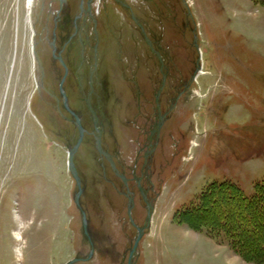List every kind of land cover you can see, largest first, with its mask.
<instances>
[{"label":"rangeland","instance_id":"1","mask_svg":"<svg viewBox=\"0 0 264 264\" xmlns=\"http://www.w3.org/2000/svg\"><path fill=\"white\" fill-rule=\"evenodd\" d=\"M32 1L29 6V0H0V264H67L88 257L91 241L93 257L75 264H128L137 226L147 217L145 196L135 197L133 224L128 199L103 180L93 149L82 145L75 162L90 179L84 196L91 208L90 214L84 207L90 241L74 200L68 150L46 136L31 114V21L41 0ZM142 5L145 21L167 32L162 43L174 42L177 56L197 60L201 72L184 109L170 121L165 146L172 159L154 179L152 223L135 264H264L257 246L244 240L262 239L264 228L240 217L257 232L252 236L242 229L236 242L226 224L232 216L236 220L230 210L240 208L235 200L216 191L201 210L183 212L213 182L231 181L251 196L264 180V0H143ZM187 14L188 30L195 31L190 50L183 49L187 44L178 34ZM125 32L134 62L135 34L128 26ZM103 242L110 253L101 250Z\"/></svg>","mask_w":264,"mask_h":264},{"label":"flooded vegetation","instance_id":"2","mask_svg":"<svg viewBox=\"0 0 264 264\" xmlns=\"http://www.w3.org/2000/svg\"><path fill=\"white\" fill-rule=\"evenodd\" d=\"M142 4L143 0H41L31 21L30 104L46 136L69 150L82 134L80 147L93 149L105 182L128 201L145 195L154 204V179L172 159L165 146L170 121L190 98L201 63L177 56L174 42L164 45L167 32L145 21ZM182 24L185 30L178 34L187 44L183 49L190 50L189 35L195 31L188 30V14ZM127 26L136 38L134 62L126 49ZM78 171L86 183L85 207L90 179ZM104 244L101 250L110 253Z\"/></svg>","mask_w":264,"mask_h":264},{"label":"trees","instance_id":"3","mask_svg":"<svg viewBox=\"0 0 264 264\" xmlns=\"http://www.w3.org/2000/svg\"><path fill=\"white\" fill-rule=\"evenodd\" d=\"M216 191H219L223 195H226L227 199L230 198L231 201L235 200L234 206H240V208L237 210L235 209V207H231L230 210L234 211V213L232 212L231 215H236V220L233 219L232 216V219L226 223L231 229H233L231 235H235L237 237L235 239L236 242L240 241L238 236L242 234V229L243 232L244 230L246 232L248 231V234L252 236L257 232L254 226L252 228L250 226L247 227V225L240 221V217H242V219L246 221V224L247 220L252 222L253 219H255L257 221L256 223H258L260 227L264 228V180L260 181L257 184L256 190L251 196L247 195L242 187L231 181L213 182L210 184L209 188L200 196V199L197 203L183 210L184 214H192L201 210L204 199L209 198ZM236 227L238 230L236 229ZM252 239L253 237L251 239L244 240L246 243H249L251 247H253L254 245L257 246V250L258 252H260V255L261 253L262 255H264V241L262 240L264 239V237H262V239L257 238L256 241H252Z\"/></svg>","mask_w":264,"mask_h":264},{"label":"water","instance_id":"4","mask_svg":"<svg viewBox=\"0 0 264 264\" xmlns=\"http://www.w3.org/2000/svg\"><path fill=\"white\" fill-rule=\"evenodd\" d=\"M200 72H201V69H200ZM198 74L196 76H198ZM196 76H195V78H196ZM82 136L83 135L81 134L80 139L73 146L69 147V150H68V169H69L72 177L75 179L76 185H77V190L75 191L74 200H75V203L77 204V206L81 210V216H82V221H83V231H84V234L86 235V237L91 241V235L89 232V219L87 216V212H86V210L83 206V203H82V195L85 191V184L82 183V177L79 174V171H78V168H77L76 162H75V155L78 152V149L81 145ZM97 148L99 149V151H101V148L99 145L97 146ZM113 166L117 172V169H116L114 163H113ZM121 177L123 178L124 181H126V177L124 175H121ZM145 199L147 201L146 196H145ZM134 205H135L134 198L132 196H130L129 201H128V213H129L130 219H131L133 224H134V219L132 216V209L134 208ZM153 212H154V204L150 201H147V217H146L145 223L143 225L137 226L138 234L135 238V242H134L133 247L130 249L128 264H135V258L138 255L139 243L151 226ZM91 246H92V249H91V252H90L88 257H86V258L76 257V258L70 260L67 264H75V263L82 261V260L87 261V260L91 259L94 255V250H95L94 244L92 243V241H91Z\"/></svg>","mask_w":264,"mask_h":264},{"label":"bare ground","instance_id":"5","mask_svg":"<svg viewBox=\"0 0 264 264\" xmlns=\"http://www.w3.org/2000/svg\"><path fill=\"white\" fill-rule=\"evenodd\" d=\"M32 2H33L32 0H29V6H31ZM16 235L18 236V239H19V237H21L20 233H17Z\"/></svg>","mask_w":264,"mask_h":264}]
</instances>
